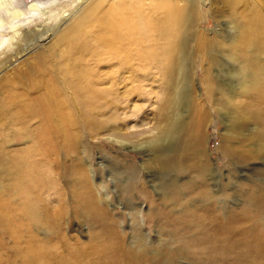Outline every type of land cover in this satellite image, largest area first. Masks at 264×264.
Instances as JSON below:
<instances>
[{
    "label": "bare ground",
    "instance_id": "obj_1",
    "mask_svg": "<svg viewBox=\"0 0 264 264\" xmlns=\"http://www.w3.org/2000/svg\"><path fill=\"white\" fill-rule=\"evenodd\" d=\"M18 2L24 0H0V55H5L0 61L1 193L34 195L29 188L38 179L34 174L42 173L40 184L51 182L56 169L50 171V165L62 151L79 159L81 131L106 114L114 90L127 81L139 92L141 86L161 81V117L152 147L174 136L178 141L165 156L153 150L150 161L159 172L179 163L184 173L182 178L171 176L169 192L158 198L163 209L157 211L144 187L128 190L150 205V225L161 229L168 219L174 235L163 233L168 247L161 249L150 246L139 231L125 239L117 220L99 205L87 169L74 160L66 168L71 180L81 184L80 194L73 197V216L102 226L92 230L88 246L68 250V255L60 245L41 244L23 228L28 242L21 264H175L182 253L194 264L233 258L234 264H264V190L237 187L232 176L212 183L217 170L204 133L210 113L192 90L179 84L192 63L200 62L207 98L218 105L225 94L211 67L219 60L227 64L230 97L242 94L252 103L227 108L237 116L227 124L221 149L243 162L264 152V0H33L23 7ZM213 21L216 29L208 30ZM180 100L194 105L185 117V111L176 113ZM224 115L229 123L228 113ZM250 121L258 128L252 126L255 132L243 136ZM13 140L25 147L16 159H6L4 144ZM240 197L244 207L237 215L228 204ZM57 211L51 214L34 195L15 209L10 222L19 224V214L59 231L64 219H57L61 208ZM136 217L132 215L134 223Z\"/></svg>",
    "mask_w": 264,
    "mask_h": 264
},
{
    "label": "rangeland",
    "instance_id": "obj_2",
    "mask_svg": "<svg viewBox=\"0 0 264 264\" xmlns=\"http://www.w3.org/2000/svg\"><path fill=\"white\" fill-rule=\"evenodd\" d=\"M32 1L24 0V3L28 4ZM24 3L18 2L15 5L23 7ZM202 26L205 27L204 24ZM206 27L208 30L216 29L215 22L213 21ZM5 29L8 30L7 28ZM4 56V54L0 55V61ZM16 64H19V62H16ZM200 64L198 61L192 63L191 69L183 76L184 78L180 80L179 84L188 90H192V95L196 98V102L203 106L205 105L204 107L210 113V120L204 133L206 151L211 158L213 167L217 170L212 183L218 185L220 182L226 181L225 178L232 176L237 181V187L244 185L248 188L258 187L264 190V152H260L250 162H243L234 157H227L221 149L223 145L222 139L227 134V124L231 125L233 117L237 116L236 114L232 115V111L227 110V108L232 104L240 105L244 108L249 106L252 100L243 97L242 94H238L235 99L230 97L229 82L231 73L230 70L228 71V65L219 60V63L215 64L214 68L211 67V70L216 78L217 87L223 89L225 96L220 97L218 105L211 104L204 90ZM139 78L140 81L145 79L143 76ZM161 94L162 86L160 80L154 85L141 86L140 92L133 88L130 81L119 84L118 90L116 91L115 89L113 93L114 102L106 114L101 116L90 130L84 129L81 131L79 141L80 154L77 156L79 159H73L62 151L58 155L57 160L50 165V171L53 169H56V171L53 173L54 179L52 178L49 183H47L46 179L43 184H40L38 179H40L42 173L37 172L34 174L35 178L38 179L36 182L33 181L32 186L29 188L32 189L35 197L40 198L41 206L48 207L53 215L55 212H59L57 209L61 208V216L57 219L64 220L62 223L63 227L59 231L40 226L39 224L34 225L26 216H19V214L17 215L20 220L19 224H11L10 219L15 213V209L18 208L20 210L21 203L27 198L31 197L33 199L34 195L30 194L29 197L21 196L14 190L8 191L3 195L0 188V264H21V256L26 253V244L28 242V234L22 232L23 228L26 231L29 229L34 236L42 241L41 244L54 243L58 244V246L60 245L63 248L64 255H68L67 251L73 250L77 246H88L92 230L95 229L96 231L102 225L97 221H93L94 223L89 225L86 222L77 221L73 216V203L75 200L73 197L80 194L81 184L80 181L74 182L71 180L66 168L74 160L87 169L88 177L92 183L91 187L99 200V205L110 211L111 215L117 220L119 224L118 230L126 233L125 239L132 232L139 231L146 238L148 244L149 242L153 243L150 246H158L161 249L168 247L163 233L169 232L170 237L171 234L174 235V233L170 232L168 219L164 220L166 223H160L161 229L159 226L153 227L148 221L149 214L152 213L150 205L144 198L131 197L128 193L131 188L136 190L138 185L144 187L152 195L155 201L154 207L157 211L158 209H163L162 203L158 198H161V194L164 195L170 190L168 181L173 179V177H184V173L180 171L179 163H175L167 170L165 169L164 172H159L150 161L154 151H158L157 155L161 152V156L162 154L165 156L174 152V147H176L178 141V137L174 136L171 140L169 138V141L155 147V149L154 146L152 147L153 135L161 117ZM192 106L191 104L188 105L186 100H180L175 107L176 113L185 111L186 114H183L185 117L190 114ZM262 106L264 107V104ZM252 110V112H255V109ZM167 112L168 110L165 113ZM225 112L228 113V118L231 120L229 123L224 115ZM252 126L258 128V124L250 121L248 125L243 127L244 130L242 129L241 134L248 136L255 132L253 131L254 129L252 130ZM24 147L23 142L14 140L6 142L4 144L5 158L16 159V154L22 151ZM22 156H25V154H22ZM1 174L2 171H0ZM1 183L0 176V187ZM211 187L213 188L214 186ZM213 189H216V187ZM241 199V197L233 198L232 203L228 204L231 210L235 211L233 213L237 215L243 211L244 204L243 199ZM195 208L202 207L197 205ZM228 214V212L224 213L223 216ZM132 215L137 216L136 223H134ZM205 225L207 224L205 223ZM208 227L213 229L210 225ZM12 231L18 232V235L14 236ZM57 232H59V235L62 234L60 238ZM179 234L180 231L178 232V237ZM125 242L127 245L130 243L126 240ZM169 245L174 246L173 242ZM147 248L153 251L150 247ZM182 255L184 257L174 260L175 264H194L191 258L183 253L180 256ZM233 261L236 260L234 258L228 262L223 260L221 264L223 262L224 264H234Z\"/></svg>",
    "mask_w": 264,
    "mask_h": 264
}]
</instances>
